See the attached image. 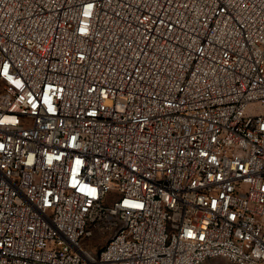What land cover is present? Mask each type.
I'll return each mask as SVG.
<instances>
[{"label": "built area", "instance_id": "obj_1", "mask_svg": "<svg viewBox=\"0 0 264 264\" xmlns=\"http://www.w3.org/2000/svg\"><path fill=\"white\" fill-rule=\"evenodd\" d=\"M264 264V0H0V264Z\"/></svg>", "mask_w": 264, "mask_h": 264}, {"label": "rangeland", "instance_id": "obj_2", "mask_svg": "<svg viewBox=\"0 0 264 264\" xmlns=\"http://www.w3.org/2000/svg\"><path fill=\"white\" fill-rule=\"evenodd\" d=\"M203 264H234L225 259H209L206 260Z\"/></svg>", "mask_w": 264, "mask_h": 264}]
</instances>
